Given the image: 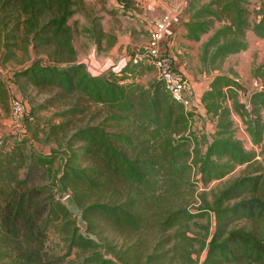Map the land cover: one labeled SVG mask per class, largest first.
<instances>
[{"label": "trees", "instance_id": "trees-1", "mask_svg": "<svg viewBox=\"0 0 264 264\" xmlns=\"http://www.w3.org/2000/svg\"><path fill=\"white\" fill-rule=\"evenodd\" d=\"M259 1V20L252 24L250 0H205L197 9L189 1L187 37L198 40L212 31L200 55L206 71L245 49L247 30L264 38V0ZM82 3L0 0L3 62L15 47L26 53L31 46L47 57L45 63L33 59L9 77L24 91L30 87L49 93L33 110L25 109V118L51 106L64 107L54 113L63 120L43 139L44 144L54 143L48 152L27 149L28 139H14L7 149L0 145V262L264 264V92L247 89L231 69L212 76L200 95L204 117L215 121L203 150L183 136L186 113L163 83L154 79L143 87L137 82L135 75L150 66L129 62L120 75H92L75 61L74 31L68 20ZM245 92L248 107L240 100ZM16 94L12 96L18 98ZM8 99L9 86L0 77V106L6 107ZM90 107L96 110L90 120L100 119L73 125L72 118ZM233 114L260 148L258 153L245 149L235 137ZM149 126L165 134L161 148L140 138ZM173 134L181 135L177 144ZM238 166L242 168L237 176L221 183ZM190 177L202 188L197 195ZM212 181L219 184L208 188ZM185 185L200 203L197 210L214 216V231L202 239L187 235L189 222L198 215L188 208L191 199L180 196ZM61 191L81 210L84 233L57 198ZM50 234L62 244L59 254L48 251ZM151 234L157 238L149 245Z\"/></svg>", "mask_w": 264, "mask_h": 264}, {"label": "rangeland", "instance_id": "rangeland-1", "mask_svg": "<svg viewBox=\"0 0 264 264\" xmlns=\"http://www.w3.org/2000/svg\"><path fill=\"white\" fill-rule=\"evenodd\" d=\"M205 3V0H193L192 2V7L194 9L199 8L200 6H203ZM79 6V5H78ZM194 11V10H193ZM253 13V12H252ZM123 15V14H122ZM126 16L130 17L129 14H125ZM95 18L98 23H100L102 28L105 30V39L104 42L102 43V46H97L95 47L96 51V57L99 59L107 56L109 53V49L111 48V0H83V3L80 4L78 7L77 11L75 14L69 18L68 23L71 25L73 28V38H72V44L79 49V51L84 52L82 44L84 45L85 39L80 38L81 30L82 29H88L90 28L91 19ZM252 19V17H251ZM127 20V21H126ZM119 21V19H117ZM122 23V29L121 31L125 30L126 32L128 29L131 28V33L130 37L134 41H143L146 39L147 31L144 30V28L139 27L138 30L134 28L131 23L133 21H130L129 19H125L121 17ZM115 22V20H113ZM120 22V21H119ZM119 24V23H118ZM119 24V25H120ZM218 26V24H216ZM120 27V26H118ZM135 31V35L132 33L133 30ZM211 32V31H210ZM149 35V34H148ZM1 46V43H0ZM187 49V48H186ZM198 49V58H193L190 56L189 52L185 53L184 56L186 57L187 63L190 65V69L193 70V73H191L193 76L195 74H199V72L203 69H205L201 65L200 61V55H201V49L202 45H199L197 47ZM4 48H1L0 50V77L4 79L7 82V86H9V99L12 97L13 91L17 93L16 95L18 96V99L22 102L24 109L28 110H33V108L41 104L46 97L49 96V93L43 92L39 93L36 90L32 88H26V90H22L21 87L18 85H15L11 79H9L11 73L14 70H17L27 64H29L33 59H41L43 63L47 61V57L45 56L44 53H37L31 46H28L27 52H23L20 48H10V51H12V55L9 56V59L5 62H3V58L5 55ZM79 56L84 55L79 54L78 51L76 52ZM141 69V68H139ZM143 71L140 73H137L136 80L138 83H140L143 87H147L154 79H156L155 74L151 73L153 70L152 68L149 67H143ZM141 71V70H140ZM190 74V73H189ZM190 74V75H191ZM194 81H201V78L194 79ZM17 86V87H16ZM9 99H8V104L6 107H1L0 106V138L3 135H6L4 137L1 146L3 149L10 148L13 144L14 139H28L27 140V149H30L33 147L35 150H39L42 152H48L50 145H53V142H49L48 144L43 143V139L45 138V134L49 131L50 127L52 125H58L63 119L60 116H55L54 113L60 112L62 109H64L63 105H56V106H51L48 107L47 109H43L40 111H37L33 114H31V120H27L25 118V115H23L20 124H15L14 120L11 115L10 111V104H9ZM95 108L90 107L87 109L86 114H79L77 116H74L72 118V124L75 126H83L86 122L89 124H95L100 118H94L93 120L91 116L94 115L95 113ZM186 120H187V128L185 133H183V136H187L189 140H192V142H197L199 144V147H201L204 150L205 144L211 140L212 134L215 131V121L212 120L210 117H203L200 116L199 114H194L193 108L186 110ZM264 117V116H263ZM66 119V118H64ZM72 131L71 127L69 128L70 133ZM234 134L237 139L240 138V131L238 124L234 126ZM165 134L161 130H157V128H154L152 126L148 127L147 132L143 133L141 135L142 138H146V140L151 143L152 146L161 148V137L164 136ZM181 136V135H180ZM180 136L178 135H172L173 137V143L177 144L180 141ZM27 137V138H26ZM243 146L247 150H254L248 143L243 142ZM260 150H256V152H259ZM263 157H264V152H263ZM259 158H261V154H259ZM262 162L264 163V158L262 159ZM173 168L177 169L178 165L173 164ZM242 167L238 166L232 171L230 174L225 176L223 183L226 179L232 178L237 176L238 171ZM182 183H185L186 178L182 177L180 178ZM190 182L192 183V188L195 195L200 193V185L199 183L194 184V178L190 177ZM220 183V184H221ZM211 184V183H210ZM208 185L207 187H211V185ZM219 184V182H215L214 185ZM197 187V188H196ZM207 189V188H206ZM191 191L190 188H188L186 185L181 186L180 189V196L183 197L184 199H191L190 204L188 208L191 210L192 213H197L198 216L193 218L191 222H189V228L191 229L187 235L189 237L192 236H198L201 239L204 237L205 233H210L214 231L215 228V220L214 216L212 213H208L204 210H200V212L197 210L199 206V202H195L192 199V196L190 197ZM67 192L61 191L60 193H57V198H60L61 201L62 199L67 196ZM207 198L209 199L210 196L208 195ZM174 201L179 202V199L177 198L173 199ZM199 212V213H198ZM71 218L76 221V219L71 215ZM79 228V227H78ZM156 235L151 234L147 237L149 245H152L156 241ZM160 238V236H159ZM47 248L49 252L59 254L62 251V244L59 242L58 238L50 234L49 236V242L47 244ZM195 258V256H193ZM202 259V256L198 259V262H200ZM0 264H3L0 262Z\"/></svg>", "mask_w": 264, "mask_h": 264}, {"label": "crops", "instance_id": "crops-1", "mask_svg": "<svg viewBox=\"0 0 264 264\" xmlns=\"http://www.w3.org/2000/svg\"><path fill=\"white\" fill-rule=\"evenodd\" d=\"M189 1L190 0H111V48L108 50L109 54L100 59L96 57L95 47L102 46L106 34L105 30L102 28L103 26H101L95 18H92L90 28L82 29L80 32V38L85 39V41H83L84 45L82 44L84 52L79 51V49H77V51L79 54L84 53V55L79 56L76 53V47L73 45L76 54L75 61L84 64L86 70L92 75H101L108 71L120 75V71L130 62L131 56L146 43L153 22L164 13H168L170 15L171 25L166 30L162 39V49L171 55L174 66L188 80L192 93H194L192 106L194 114H199L204 117V109L200 104V95L207 89L210 79L215 74L227 73L231 69L234 71L235 77L239 83L249 90H251L250 84L253 80L256 78H264V38L260 39L256 37L251 30H247L245 36V49L229 55L221 64L215 66L210 71H206L202 68L199 74L193 76L191 74L193 70L190 69V65L187 63L184 54L189 52L191 57L198 58L197 47L208 39L212 31L202 34L198 40L187 37L184 23L189 17V13L186 11ZM259 7V0H250L248 5V9L251 12L249 16L250 24L259 20V15L255 13ZM125 14H129L131 18ZM121 17L133 21L131 25H133L136 30H138L139 27L144 28V30L147 31V35H145L146 39L143 41H134L131 39V28L128 29L127 32L125 30L121 31ZM117 19H119L120 22L117 21ZM113 20H115V22H113ZM132 33L134 36L137 35L134 30ZM255 69H257V71L253 74V70ZM151 73L153 74V71ZM198 78H201V81H194V79ZM244 96H246V92L240 94L241 101L245 98ZM254 150L257 149L254 148Z\"/></svg>", "mask_w": 264, "mask_h": 264}, {"label": "built area", "instance_id": "built-area-1", "mask_svg": "<svg viewBox=\"0 0 264 264\" xmlns=\"http://www.w3.org/2000/svg\"><path fill=\"white\" fill-rule=\"evenodd\" d=\"M170 25L171 19L168 13H164L161 17L157 18L153 22L152 28L149 31L146 43L131 56L130 62L133 64L150 66L156 79L163 83L164 89L170 98L174 102L182 105L184 111L186 112V110L191 109L193 106L194 93H192L188 80L174 66L171 55L167 51H164L161 45L165 32ZM250 88L251 90L264 92V78H256L253 80L250 84ZM242 102L246 107L249 106L246 97L243 98ZM9 104L14 123L20 124L23 115L26 114L22 102L18 98L12 96L9 99ZM232 119L234 121V126L238 124L239 127V140L248 143L252 148L260 150L258 146L251 143L245 130V126L241 122L240 118L233 114ZM28 120H31L30 116L28 117ZM257 158L260 159L259 156ZM215 182L217 181H212L210 185H214Z\"/></svg>", "mask_w": 264, "mask_h": 264}, {"label": "water", "instance_id": "water-1", "mask_svg": "<svg viewBox=\"0 0 264 264\" xmlns=\"http://www.w3.org/2000/svg\"><path fill=\"white\" fill-rule=\"evenodd\" d=\"M4 137H6V135H3L0 138V145ZM61 202L67 208V210L73 215V217L76 218L77 226L80 228L81 233H84L86 228V222L83 220L81 210L75 203L74 199L70 195H67L62 199Z\"/></svg>", "mask_w": 264, "mask_h": 264}]
</instances>
